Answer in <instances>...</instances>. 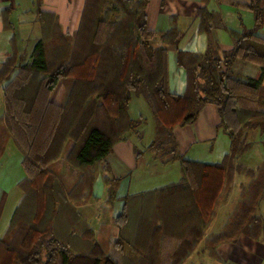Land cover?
I'll return each instance as SVG.
<instances>
[{
	"label": "trees",
	"instance_id": "obj_1",
	"mask_svg": "<svg viewBox=\"0 0 264 264\" xmlns=\"http://www.w3.org/2000/svg\"><path fill=\"white\" fill-rule=\"evenodd\" d=\"M204 1L205 6L197 10L199 30L207 35L203 54L177 49L181 35L174 27L163 33L149 30L145 13L149 0H113V8L118 11L113 22L99 16L105 3L85 0L78 28L71 34L62 33L53 14L38 12L41 37L31 51L30 61L19 65L18 54L13 53L0 65L4 123L21 153L18 145L25 142L26 131L31 140L28 154L22 153L24 177L18 183L24 195L0 239V264H129L124 259L116 261L100 248L75 207L93 199L94 167L109 155L113 145L130 134L140 135L141 120L131 119L127 112L132 96L145 98L157 126L155 139L147 151H152L154 159L162 164L178 161L180 172L177 182L124 198L125 208L115 219L119 236L144 227L147 244L159 243L154 255L149 248L144 253L133 246L139 257L137 264H183L201 243L219 192L223 188L228 193L236 175L249 179L242 191L244 198L228 222L204 241L203 249L211 257H217L216 247L235 242L239 235L255 240L264 237V222L257 214L264 198V162L252 169L239 161L254 148L248 132L258 130L264 134V39L258 35L264 22V0H231L235 7L252 13L254 25L247 29L240 17V30L220 25L233 41L232 49L225 51L222 58L211 35L215 17L206 6L208 0ZM157 37L176 50V64L185 72L182 95L169 91L167 50L154 48L151 43ZM237 59L257 65L260 76L246 82L234 79L230 71ZM43 73H48V77L38 81L41 91L36 93L38 98L44 91L52 92L61 79L70 78L71 106L69 103L63 107L44 106L34 101L35 104H28V109L25 107L34 77ZM208 104L217 111V129L229 140L227 153L214 164L184 159L174 137L175 128L194 124L200 110ZM70 119L71 127L59 132L58 122L63 124ZM68 140L73 146L67 160L71 158L77 168L89 172L87 190L79 194L74 206L68 205L73 218L61 225L57 223L54 205L55 199L59 201L56 195L62 191L49 166L61 156ZM31 157L40 170L34 178L26 180L25 163ZM104 181L107 185L113 182L106 178ZM110 188L107 202L114 198ZM135 201H141L138 209L132 206ZM28 210L26 222L23 213ZM48 210L50 215L46 213ZM117 244L121 246L122 242Z\"/></svg>",
	"mask_w": 264,
	"mask_h": 264
},
{
	"label": "crops",
	"instance_id": "obj_2",
	"mask_svg": "<svg viewBox=\"0 0 264 264\" xmlns=\"http://www.w3.org/2000/svg\"><path fill=\"white\" fill-rule=\"evenodd\" d=\"M84 2L85 0H0V65L13 53L19 57L24 51L31 54L35 43L41 37L39 11L53 14L62 33L71 34L77 29ZM205 4L204 0H149L145 9L147 27L156 33L167 32L174 27L181 35L177 49L203 54L207 47V35L199 30L197 10ZM206 6L215 17L216 24L211 30V35L219 45V56L222 58L225 51L232 49L233 41L228 31L220 28V25L240 30L239 17L242 18L244 14L251 12L235 7L231 0H208ZM225 11H228V16L224 14ZM230 17L235 19V22H231L233 24L228 22ZM151 43L154 48H166L169 91L175 95H182L185 90V72L176 64L175 48L169 47L159 37L153 39ZM230 73L234 79L246 82L258 78L260 69L255 64L237 59ZM3 88L4 84L0 83V117L5 110ZM133 97L128 104L129 117L134 120L141 119L140 115L135 117L130 113L131 104L134 102L138 108L146 111L152 122H155L145 98ZM218 122L215 107L211 104L205 105L194 124L174 129L178 152L183 156L184 151L194 144L211 143L209 149L211 154L218 144L220 162L228 151L229 140L217 129ZM155 134L152 137L150 135L145 141L142 135L130 134L124 140L115 143L109 155L94 167L93 199L75 207L76 213L90 228L100 248L118 262L129 256L127 248L120 249L117 244L119 228L115 224V219L125 208L124 198L180 179L178 161L162 164L154 159V156L149 158L145 154L147 147L155 139ZM259 136L262 148L255 146L251 151L256 157L257 164L252 168L241 163L248 168L255 169L264 162V134L261 135L259 132ZM22 158V153L15 143L8 140L0 157V239L5 236L12 216L23 198V192L18 185L24 177ZM192 161L200 162L198 159ZM105 178L112 179V184L107 185ZM109 187L114 192V198L107 202ZM259 214L264 222V198L260 204ZM212 223L199 246L183 264H264V237L255 240L246 235H239L235 242L221 243L216 247V256L219 259L211 257L208 251L203 249V243L216 233H210Z\"/></svg>",
	"mask_w": 264,
	"mask_h": 264
},
{
	"label": "rangeland",
	"instance_id": "obj_3",
	"mask_svg": "<svg viewBox=\"0 0 264 264\" xmlns=\"http://www.w3.org/2000/svg\"><path fill=\"white\" fill-rule=\"evenodd\" d=\"M101 1H102V3H105L106 5L103 6V8L101 9V14L99 15L100 18L104 21L105 20L111 21V22L115 21L116 20L115 18L118 17V11L113 8V4H114L113 0H101ZM101 6H102V4H99L97 9L100 10ZM226 10H227V8H226ZM87 11L89 13V8L87 9ZM227 12L228 11H225V13H224V14H226V16H228ZM81 14H82V9H81L80 17H81ZM86 17H88L87 12H86ZM231 18L232 17H230L228 19V22L230 24H233L231 22H235V19H234V17L232 19ZM214 21H213V23L215 25L216 23ZM241 21L247 29L252 28L254 25L253 24V16L251 13L244 14L243 17L241 18ZM236 24H238L237 21H236ZM77 28H78V26H77ZM258 35L264 39V22H263V25L258 30ZM30 55L31 54L29 51L28 52L24 51L22 56L19 57L18 64L23 65V64L28 63L30 61ZM52 55H53V53H52ZM50 60H51V62L53 61L52 58H50ZM26 73H27V71H26ZM46 77H48V73H43L40 75H36L34 77V80L32 82L33 86L30 87V89H29L30 92L25 97L26 100L24 101V105L26 108H27L29 103H30V105H32V104H35V102L38 105L42 104L44 106L45 105H48V106L53 105V106H57V107H63L69 103L68 102L69 99L71 100L69 95H70L73 83H72V80L70 78L61 79L57 83L56 87L53 89L52 92L44 91L45 93H43V95L38 98L36 93L41 92L38 81H41L43 78H46ZM21 82L22 81H18V84H20ZM68 105L71 106L70 103ZM135 106L136 105L133 102L131 104V112L130 113L132 116H135V117H137V115L141 116V119H140L141 121H140V126L138 128V131H139V134L144 137V141H145V140L149 139L150 135L152 137V135L156 133L157 126H156V123L152 122L151 118L149 116H147L146 111L142 110L141 108H138L137 106L135 108ZM17 116H18V114H17ZM4 118H5V113H3V115L0 117V119H1L0 120V153L5 148V145H6L8 140H12V141L14 140L12 138V132H10L9 128L7 127V124L4 123ZM15 118L17 120H19V117H15ZM19 121H21V120H19ZM65 121L66 122H64L63 124H61V122L60 123L58 122L57 128H58L59 132H60V130L62 132V129L64 127L66 129L71 127L72 120L70 119V120H65ZM28 134L29 133L26 131V136L23 137V140H25V142L22 143L21 146L18 145V147L22 150L23 156L24 155L26 156L28 154V149H29L30 142H31ZM62 136H63V134L60 135V137H62ZM259 137L260 136H259L258 130H253V131L248 132V140L253 143L254 147L257 146L260 149V148H262V145L259 142V140H260ZM150 140H151V138H150ZM72 144L73 143L71 140H68L67 142H65L61 156L58 158V160L56 162L52 163L49 166L50 171L57 178V182H58L60 189L62 191V194L59 193L60 195H56V197L59 201H57L55 199L56 202L54 205L55 211L58 213L57 214V216H58L57 217V220H58L57 223H60L61 225L62 224L65 225L67 223H70L73 216L68 209V205H70L72 207L76 204V202L79 201V199H80L79 194L82 192H85L87 190V184H88V176L86 174L88 170H86V169L82 170L81 168L80 169L77 168L74 165L71 158H70V160H67V156L69 154V151H70L71 147L73 146ZM158 145H159V141H157V143H156V146H158ZM211 145H212L211 143L199 144V145L194 144L191 147H188L184 151L183 157H184V159H187V160L198 159L200 162L208 163V164L219 163L218 162V155H219V149L218 148H220V147L218 146V144H216L214 152L210 154L209 149H210ZM252 150H250L243 157H241L239 161L241 163L253 168L257 164V161H256V157H254V154L251 152ZM145 154L149 158L151 156L155 155L152 151H149V150L145 151ZM31 158H28L27 163H25L26 167L28 168L26 180H30V179L34 178L37 175V171L40 170L39 165H37V163L33 161V158L32 159ZM19 165H20V163H19ZM248 183H249L248 178H246L243 175H236L234 177L232 183H231V187H230V190L228 193H226L225 189L222 188V190L219 192V195L217 198V204H216V208L214 211V215H213L211 221L209 222V226H210L212 221H213L211 229H210V233H215V232L219 231L222 228V226H224L228 222L229 216L232 214L234 208L237 206L238 202L244 198L242 191H243L244 187H247ZM29 188L30 187L26 184L25 189L28 190ZM23 195H24V193H23ZM131 203H132V206L134 207V209L135 208L138 209V207H139L138 204L141 203V201H139V202L135 201V202H131ZM30 204L34 205L33 202H31ZM145 204H146V201H145ZM147 205H148V202H147ZM49 208H51V207H49ZM259 208L257 210V214H259ZM146 210L147 211L145 212V214L149 213V210L147 209V207H146ZM46 213L50 215L51 211L48 210ZM134 213H135V211H134ZM28 214H30L29 210L26 211L25 213H23V218L25 219L26 222L29 221ZM139 216H140V214H139ZM148 216H150V214H148ZM144 226H145V222H144ZM142 228H143V230H142ZM142 228H139L137 231H132V229H131L128 232H126V231L122 232L121 236H119L118 241L122 242L121 246H119L120 249H124V247H126L127 250L129 251L128 252L129 256L127 258L126 257L124 258L126 263H129V264H137L138 263L139 257L134 252L133 246L135 248H138L141 251H144V253H147V251H148V250H146V248L151 249L150 253L152 255H154V251L156 253V247H157L156 244H159V243L149 241L147 244V241H146L147 239H145V235H146L145 230H144V227H142ZM208 228H207V230H208ZM123 229L125 230V228H123ZM162 262H164V260H162Z\"/></svg>",
	"mask_w": 264,
	"mask_h": 264
}]
</instances>
